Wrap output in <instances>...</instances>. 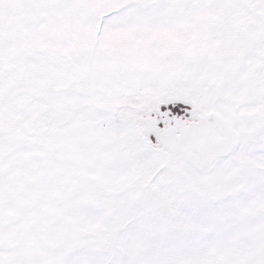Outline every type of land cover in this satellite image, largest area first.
Segmentation results:
<instances>
[{
  "label": "snow or ice",
  "instance_id": "6c2138e0",
  "mask_svg": "<svg viewBox=\"0 0 264 264\" xmlns=\"http://www.w3.org/2000/svg\"><path fill=\"white\" fill-rule=\"evenodd\" d=\"M0 264H264V0H0Z\"/></svg>",
  "mask_w": 264,
  "mask_h": 264
}]
</instances>
